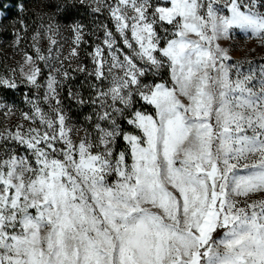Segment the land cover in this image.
I'll use <instances>...</instances> for the list:
<instances>
[{"label":"snow or ice","instance_id":"6c2138e0","mask_svg":"<svg viewBox=\"0 0 264 264\" xmlns=\"http://www.w3.org/2000/svg\"><path fill=\"white\" fill-rule=\"evenodd\" d=\"M77 3L113 25L99 26L92 69L78 66L91 95L68 89L90 110L83 123L60 95L66 68L42 83L25 54L19 81L0 77V89L33 90L28 126L0 131V264H264V62L233 61L221 44L242 33L264 45V0H64L56 11ZM44 15L54 46L59 25ZM70 27L76 57L88 33Z\"/></svg>","mask_w":264,"mask_h":264},{"label":"rangeland","instance_id":"374dc122","mask_svg":"<svg viewBox=\"0 0 264 264\" xmlns=\"http://www.w3.org/2000/svg\"><path fill=\"white\" fill-rule=\"evenodd\" d=\"M3 16V12L0 11V22ZM92 17L93 32L88 33L84 37L87 43L80 44L77 49L78 56L76 57H70L71 50L75 47L73 43L74 35L71 27H59V32L53 35V38L57 41L54 46L51 45L47 35L44 34V30L41 28L39 30L42 35L35 41L32 38L31 42L21 41L18 38L6 41L0 34V77L7 78L14 76V78L19 81L21 66H24L25 71H27L28 67L24 65L25 54L32 55L34 63H37L41 68V74L38 79L42 83L47 80L50 73L51 75L57 76L58 79L61 78L59 73L51 71L52 68H59L61 70L66 68L70 76L74 77V79L65 83L60 90V95L64 101L65 108L70 109L69 114L72 116L73 122L83 123L84 116L89 114L90 110L87 107L82 110L78 105L70 101L68 99V89L71 87L73 90H79L85 98L91 95V84L96 83V81L92 77L87 76L86 72H80L78 66L84 65L88 70L92 69L91 57L88 54L93 51L94 45L99 43L97 36H103L102 28L99 26L106 24L109 28L113 27L107 13L92 14ZM86 29L87 27L84 29L85 33H87ZM221 44L228 49L233 61L251 59L254 63L264 62V45H261V43L255 39H249L242 33H233V36L229 40L223 41ZM34 45L39 47L41 53L46 57L49 56L48 50L51 47V58L47 61L35 60L36 51ZM65 57H70V60H65ZM61 61H63V64H61ZM13 91L19 94L18 96L21 102L15 103L13 100H10L2 93V89H0V102H6L10 106L14 105L13 112L9 113L7 116L3 114L4 109H0V131L6 128L15 130L16 126L19 124H24L25 127L28 126V122L23 120L21 113L30 111V105L25 103V93L32 96L33 90L22 84L21 87ZM40 91L42 93L43 89ZM41 106L47 110L46 104L41 103ZM137 106L139 107V105Z\"/></svg>","mask_w":264,"mask_h":264},{"label":"trees","instance_id":"16d2710c","mask_svg":"<svg viewBox=\"0 0 264 264\" xmlns=\"http://www.w3.org/2000/svg\"><path fill=\"white\" fill-rule=\"evenodd\" d=\"M64 0H0V11L4 16L0 22V34L6 39H19L21 41L31 42L36 30L40 29V17L44 15V20L48 21L49 17L54 18V22L61 28H70L75 22H80L86 25L87 33L93 32L92 13L91 11L78 3L75 7H71L66 11L57 12V3H63ZM23 4V11L19 5ZM21 21L27 25V29H23ZM23 92V89H22ZM2 93L7 98L19 103L20 97L15 91L10 89H2Z\"/></svg>","mask_w":264,"mask_h":264}]
</instances>
